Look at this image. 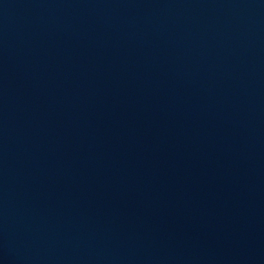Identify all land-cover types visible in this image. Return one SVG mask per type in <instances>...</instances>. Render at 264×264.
<instances>
[{
	"label": "water",
	"instance_id": "water-1",
	"mask_svg": "<svg viewBox=\"0 0 264 264\" xmlns=\"http://www.w3.org/2000/svg\"><path fill=\"white\" fill-rule=\"evenodd\" d=\"M0 264H264V0H0Z\"/></svg>",
	"mask_w": 264,
	"mask_h": 264
}]
</instances>
